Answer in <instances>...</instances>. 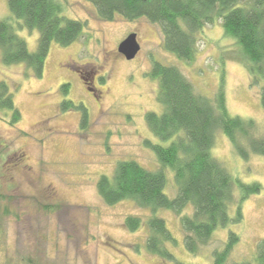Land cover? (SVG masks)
I'll return each mask as SVG.
<instances>
[{
    "label": "rangeland",
    "instance_id": "374dc122",
    "mask_svg": "<svg viewBox=\"0 0 264 264\" xmlns=\"http://www.w3.org/2000/svg\"><path fill=\"white\" fill-rule=\"evenodd\" d=\"M61 1L65 16L86 21L79 39L67 46L52 42L40 77L24 63L0 61V80L21 113L13 125L10 113L0 109V264H212V251L222 247L229 232L239 241L225 264L252 260L257 241L264 238V156L242 159L220 131L212 155L241 181L259 182L261 190L243 201L242 220L218 228L197 255L184 247L179 217L164 208L155 214L176 239L166 244L174 260L150 253L145 246L150 209L131 200L106 204L96 188L99 176L111 177L119 160L132 159L150 170L160 167L144 143H169L155 136L145 121L148 111H162L157 81L147 75L153 60L177 66L197 93L210 98L223 77L229 113L264 125V81L250 74L240 45L224 34L221 19L198 32L196 54L187 62L163 48L160 27L145 17L103 20L87 0ZM0 20L11 22L35 50L38 31L19 29L7 0H0ZM132 32L140 49L127 60L117 47ZM63 84H68L67 93L61 90ZM64 99L85 106L84 128L79 111L60 110ZM164 172L165 193L173 197V172L168 167ZM234 194L237 200L239 191ZM191 211L192 205L184 209L186 214ZM128 214L143 220L135 231L124 225Z\"/></svg>",
    "mask_w": 264,
    "mask_h": 264
},
{
    "label": "trees",
    "instance_id": "16d2710c",
    "mask_svg": "<svg viewBox=\"0 0 264 264\" xmlns=\"http://www.w3.org/2000/svg\"><path fill=\"white\" fill-rule=\"evenodd\" d=\"M97 16L112 20L121 15L126 20L145 17L157 24L162 33L163 48L180 60L192 61L196 54L198 32L206 24L221 19L223 32L240 45L251 75L264 81V0H87ZM11 15L18 20L19 29H36L35 50L17 33L8 20H0V61L5 65L24 63L34 76L40 77L50 44L67 46L79 39L86 21L64 15L61 0H7ZM147 75L157 81V101L162 111H148L145 121L149 130L168 144L144 141L160 167L150 170L132 159L119 160L112 176L100 175L96 188L106 204L131 200L151 214L145 219L146 249L165 260H174L166 247L176 239L165 220L155 214L158 209L172 211L179 217L185 249L200 253L214 232L231 222L243 218L242 203L250 195L259 193V182H243L232 175L216 159L211 148L217 132H222L234 151L247 160L251 154L264 156V125L253 118L231 115L226 105L224 78L212 98L197 93L193 84L175 65L153 60ZM61 90L68 91V84ZM264 108V84L260 91ZM60 110L81 113L80 125L85 127L88 112L82 103L62 100ZM0 109L8 111V122L16 124L21 113L6 82L0 80ZM173 172L176 192L173 197L165 193V168ZM235 189L239 197L235 200ZM192 205L190 214L184 209ZM234 207V214H230ZM5 212V211H4ZM143 223L141 217L128 214L124 225L130 231ZM239 241L235 232H229L220 249L212 251V264H225L234 245ZM176 264H191L176 261ZM233 264H264V238L256 243L252 260Z\"/></svg>",
    "mask_w": 264,
    "mask_h": 264
},
{
    "label": "water",
    "instance_id": "95a60500",
    "mask_svg": "<svg viewBox=\"0 0 264 264\" xmlns=\"http://www.w3.org/2000/svg\"><path fill=\"white\" fill-rule=\"evenodd\" d=\"M140 49L136 33L128 34L118 45L117 50L125 59H133Z\"/></svg>",
    "mask_w": 264,
    "mask_h": 264
},
{
    "label": "flooded vegetation",
    "instance_id": "af4514ba",
    "mask_svg": "<svg viewBox=\"0 0 264 264\" xmlns=\"http://www.w3.org/2000/svg\"><path fill=\"white\" fill-rule=\"evenodd\" d=\"M86 83V89L88 90V91H90V92H94V88L92 87V86H90V85H88L89 84V82H85ZM94 94V93H93ZM95 95V94H94ZM95 96H97V95H95Z\"/></svg>",
    "mask_w": 264,
    "mask_h": 264
}]
</instances>
